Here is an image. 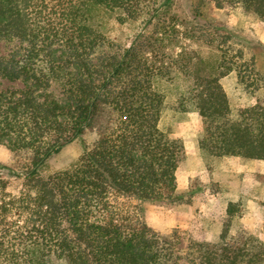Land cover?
<instances>
[{
  "label": "trees",
  "instance_id": "16d2710c",
  "mask_svg": "<svg viewBox=\"0 0 264 264\" xmlns=\"http://www.w3.org/2000/svg\"><path fill=\"white\" fill-rule=\"evenodd\" d=\"M171 1L0 0V40L19 43L0 56V81L23 85L0 89V145L11 155L0 164V264H264V246L233 229L237 203L218 241H190L185 251L177 229L160 233L146 221L144 203L185 202L176 192L185 149L159 127V83L176 87L178 111L198 114L208 169L214 158L264 161V99L233 113L224 79L236 68L225 55L208 64L183 43ZM208 6L264 21V0H192L199 17ZM96 8L151 30L115 46L94 27ZM75 139L77 161L43 177Z\"/></svg>",
  "mask_w": 264,
  "mask_h": 264
},
{
  "label": "rangeland",
  "instance_id": "374dc122",
  "mask_svg": "<svg viewBox=\"0 0 264 264\" xmlns=\"http://www.w3.org/2000/svg\"><path fill=\"white\" fill-rule=\"evenodd\" d=\"M170 13L176 16L183 34L189 36L183 43L206 63L217 66L225 55L227 62L236 68L237 71L224 79V89L234 114L253 104L254 97L264 99L263 20L240 8L227 11L212 6L202 10L199 17L194 13L192 0H172ZM92 17L94 27L115 46H128L139 33L151 30L145 21L120 24L117 14L105 9H94ZM17 46V41L0 40V56H8ZM112 50L116 49L104 48L107 52ZM240 75L245 85L240 84ZM0 85L1 90L23 87L21 83L5 80L0 81ZM158 89L165 96L159 127L180 140L185 149V160L177 170L176 191L185 197V202L144 203L148 225L165 234L177 229L182 237L180 248L185 251L190 241H218L227 219L228 205L237 203L241 214L234 219L233 229H244L264 246V182L260 179L264 175V161L214 158L208 169L198 146L201 135L198 114L177 110L174 85L162 82ZM50 92L62 100L58 84L54 83ZM82 151L81 139L65 145L48 159L42 176L70 167ZM0 164H11V155L5 145H0Z\"/></svg>",
  "mask_w": 264,
  "mask_h": 264
}]
</instances>
